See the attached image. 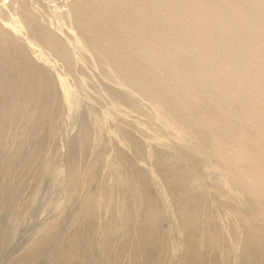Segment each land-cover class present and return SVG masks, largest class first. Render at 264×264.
Segmentation results:
<instances>
[{"label": "bare ground", "instance_id": "bare-ground-1", "mask_svg": "<svg viewBox=\"0 0 264 264\" xmlns=\"http://www.w3.org/2000/svg\"><path fill=\"white\" fill-rule=\"evenodd\" d=\"M41 1L0 0V264H264V155L242 135L251 134L244 122L251 118L249 109L231 96L221 129H200L185 116L192 105L177 108L174 88L157 85L148 74L152 68L164 75L169 68L138 63L142 53L146 64L156 61L150 47L158 40L167 61L208 85L215 69L219 81L226 59L239 61L250 51L244 70L255 73L253 83H261L256 70L264 65V0H230L233 5L221 9L223 20L203 40L168 9V0ZM245 17L256 23L246 25L242 38L256 41L247 51L231 52L223 33L232 19ZM133 47H143L138 57L131 54ZM190 52L197 54L191 64ZM84 54L95 69L101 66L104 82ZM222 54L226 59L216 58ZM64 77L74 79L71 90L81 98L79 107L67 104L68 113L58 90ZM127 89L146 102L149 113ZM103 90L118 122L131 128L116 142L107 121L80 111ZM133 111L136 117L129 121ZM153 119L161 122L156 126ZM74 126L70 136L67 130ZM252 131L264 132V123ZM130 132L149 136L150 151ZM238 132L243 141L235 137ZM177 138L182 146L175 144ZM145 158L153 178L141 166ZM214 174L223 181H215ZM208 186L233 191L231 211L242 207L249 216L234 213L240 233L230 229L220 240L215 233L200 239V207L210 212ZM158 199L175 212L176 238L166 232L170 218ZM52 213L56 217L48 224ZM208 228L217 231L212 221Z\"/></svg>", "mask_w": 264, "mask_h": 264}, {"label": "rangeland", "instance_id": "rangeland-1", "mask_svg": "<svg viewBox=\"0 0 264 264\" xmlns=\"http://www.w3.org/2000/svg\"><path fill=\"white\" fill-rule=\"evenodd\" d=\"M42 1L46 3L44 0ZM168 1H170L172 4V5H169L168 9L171 6L172 10H176L182 17V20H181L182 24L188 22L189 28L191 27V33L195 35L198 39L200 38L201 40H203V37H206V35H209L208 34L209 30L215 28L219 24V21L223 20L224 15H221V11H222L221 9L227 8L228 4L232 3L230 0H198L196 3H194L191 6V3L193 2V0H184V1L168 0ZM43 2H42V5H44ZM30 5H31V2H30ZM59 10L60 12L65 11L63 7H61V9ZM59 10H58V13H59ZM167 14H169V11H167ZM226 16L228 17L229 15L226 14ZM232 21H233L232 25L229 28H225V32L223 33L224 36H227L228 41L230 42L231 52L232 50H235V49L237 51L249 50L254 45V41L256 40L253 38L250 41H246L245 39L242 38L241 33H243V30L248 23L255 24L256 21L254 20V21L247 22L246 17L242 19L234 18L232 19ZM253 37H256V36H253ZM144 41L142 45H145V44L147 45V40H144ZM198 42L200 43L201 41L195 39L196 46H200ZM152 45L153 46L150 47V49H155L157 52L156 54L152 56V59H156V61H149L146 64L145 62L146 59L144 58V54L142 53L141 55H139V51L143 47H133L131 50V54H133L135 57H138L136 53L139 55L138 59L140 61L138 63L141 66L160 65V66L169 68V70L164 75H160L159 73L153 71L152 68L148 71V74L154 80V82H156L157 85H165L167 89L174 88L173 91L175 92V95L177 96L174 103L176 104L177 108L181 109L186 104L192 105L193 112L188 114V116L185 114L186 117H188L189 119L193 118L196 121V123L199 124L198 127H200V129H202L201 127L209 131H215L217 129H221V126H222L221 119L223 118L222 116L223 110H228L231 112V109H232V104L230 105L231 96H234L237 99V101L241 102L249 109L248 114L251 117L248 119L246 118L244 121L251 128V134H245V132H242V135L243 136L247 135L246 137L247 138L249 137L248 139H250L252 142V143L249 142L250 145H254L255 150H259L262 152L260 156L264 155V132L260 131L261 133L259 135L258 134L254 135L256 133L255 131H252L255 129V126L257 123H264V65L259 64L256 70V72L261 76L260 80L262 82L258 83L256 81L255 83H253V75H255V73L248 72L244 70L245 67H243L247 65L249 61V57L252 56L250 54L251 53L250 51H248L249 54H246L245 56L243 55V57H239L238 58L240 59L239 61H234L233 59L228 60L226 59V56L224 54L217 55L216 58H219V59H223L224 57L226 59L227 65L222 70V72H219V76H221L220 78H218L219 81L215 82L216 81L215 77L218 76V73H215L217 69H215L213 74H211L212 81L210 80V82H208V85H207L203 83L204 80H202L201 76H198V79H193L188 74L184 73L185 71H183V69H181L180 67H176L175 63L167 61L163 57L160 51L158 40H156V42ZM84 55L86 58H88V63L90 65V70L92 71V73H94L97 79L100 78L103 81L102 75H98L99 71H101L100 70L101 66H97L96 67L97 69H95L93 62L90 59L91 56L87 54H84ZM191 55H192V52L189 53V57H190L189 60H192L190 61V64L195 60L197 54L194 53L193 56ZM204 70L207 71L208 69L204 68ZM110 73L112 77L115 78L112 71H110ZM205 73L208 75V77H210V71L205 72ZM85 77L87 81L90 80L91 82L92 77L91 75L89 76V74L86 71H85ZM64 79L66 80L65 83L59 81L58 79L59 81L58 90H59L63 110L64 112L68 113L67 108H66L67 104L69 106L72 105L74 107L75 106L79 107V101L81 100V98L78 96L77 91L71 90V88L72 89L75 88L73 86L74 79L72 77H64ZM66 83L70 86V88L67 90L65 89V87H67ZM79 84L83 87L80 79H79ZM107 87H113V86L107 83ZM167 89H166L165 94L169 95L171 92ZM259 89H262L263 92L261 93L260 91H258ZM127 92L130 93V96L133 95L132 97L137 99L138 102L140 103L142 102L143 107L140 106V108L144 110L146 114L149 113V109H148L149 107L145 101H142L136 95H134L131 89H127ZM215 95L220 98L219 101L215 100L214 98ZM97 96L100 98V100L98 99ZM63 100L66 102V104H63ZM80 111L81 112L84 111L86 113L90 112V114L88 115L86 114L87 116L95 114L98 117V119L101 121V123L103 121H107L108 126H105V127L110 132L116 135V136H112L114 139V142H116L117 139L121 138L122 132L129 133V131L131 130L130 127L125 126L124 124H121L120 122H118V118H117L118 112L116 111L115 106L109 101L104 90L103 92H100V93L98 92V95L95 93V98H91L87 101H84V105L80 106ZM127 111H129V109H127ZM135 114L136 113L134 111L129 112L127 114L128 116L127 119L129 121L134 120V117H136ZM161 115H163L166 119L169 118L168 115L164 112H161ZM78 117H80V115L77 116V118ZM230 119L234 121L236 117H230ZM161 120L164 121V119L162 118ZM159 122L161 121L158 119L151 120V123L155 124L156 126L159 124ZM142 127L146 129L147 135H152L151 133H153V131L149 126H145V127L142 126ZM75 128L76 126L67 130L68 133H71L69 134L70 136L72 135V133H74ZM246 132H249V131H246ZM130 133H133V132H130ZM133 134L135 135L134 137H136L141 143L145 144L146 151L149 152L150 149H149V146H147L148 145L147 143L152 141L148 138L149 136H147L146 139H143L141 138V136L136 135L135 133ZM235 137L243 141V138L239 132ZM160 139L168 141L167 139H164L163 137H161ZM107 141H105V143H107ZM174 142L175 144H178L179 146H182L183 144L182 141H179V138H177V140H174ZM210 143L212 146L214 142H209V144ZM229 143L232 144V141H230ZM259 145L260 147H257ZM158 148L162 150V152L166 151L165 148L163 147H158ZM61 152H63V150ZM57 158L59 160L60 155H57ZM147 161L148 160L146 159L141 164V166L148 172V176L150 178H153V172L151 171V167L147 165ZM212 178H214L215 181H219V182L223 181L222 180L223 177L218 176V174H214ZM205 181L207 185L211 184L210 180H205ZM151 183L153 187L155 188L154 179H152ZM257 183L260 184L259 182ZM207 190H208V194H207L208 197H207V200H205V203L206 204L208 203L207 207L210 212L205 210V208L200 207L199 227H200V230H204L200 232V239L204 240L207 234L215 233L217 238L220 240L224 234L229 235L230 229H233V230L235 229L237 231V234L240 233L239 231L240 227H239L237 218L234 215V213L238 212L240 217H243V218H249V216L243 211L242 207H240V209L238 208L235 212L231 211L233 202H231V199H229L230 197L229 194L233 193V191L229 189V187L227 186H222L221 189H215L212 186L211 187L208 186ZM156 191L159 192V188H157ZM261 199L264 200V194L261 196ZM158 201L160 202V206L164 212L166 219L170 218V221L166 224V228H165L166 232L172 238L173 237L176 238L175 231H178L177 222L173 221L175 212L173 213L172 210L166 209L167 206L165 204L167 202L163 200H159V199ZM52 216L53 217L51 218V221L48 222V224H52L56 217L53 213H52ZM210 221H212L213 225H216L217 231L212 230V229L209 230L208 222Z\"/></svg>", "mask_w": 264, "mask_h": 264}]
</instances>
